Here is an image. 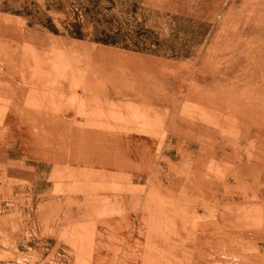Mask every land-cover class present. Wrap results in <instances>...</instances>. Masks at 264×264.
I'll use <instances>...</instances> for the list:
<instances>
[{
	"label": "rangeland",
	"instance_id": "1",
	"mask_svg": "<svg viewBox=\"0 0 264 264\" xmlns=\"http://www.w3.org/2000/svg\"><path fill=\"white\" fill-rule=\"evenodd\" d=\"M0 264H264V0H0Z\"/></svg>",
	"mask_w": 264,
	"mask_h": 264
},
{
	"label": "crops",
	"instance_id": "2",
	"mask_svg": "<svg viewBox=\"0 0 264 264\" xmlns=\"http://www.w3.org/2000/svg\"><path fill=\"white\" fill-rule=\"evenodd\" d=\"M28 73H31V72H28ZM27 76H32V74H28ZM18 83L22 84V87H23V85H25L27 83V80H21L19 82L17 81V84ZM54 89H55L54 87H48L47 93L43 89L38 91V92L37 91H33L28 97V98L31 97V100H32V102L30 104H29V102H27V99L25 98V94L23 93L24 95L21 96V101L24 100L23 103H22V106H21V108L23 109V112L21 113V115H23V117L26 116L28 118H33L35 114H39L40 118L43 117V118H47L48 120H50L51 119V117H50L51 114L43 111L42 108L44 107V102L45 101H54L55 100L54 99V94H55V90ZM65 96H67V95H65ZM34 101L37 102V103H35ZM28 108L30 109V112L28 111ZM38 108L40 110V111L38 110L39 112L36 111V109H38ZM29 115H31V117ZM43 118H42V120H39L36 123H38V124H48L49 121L46 120V119H43ZM35 148H36V150H38V154L40 155V151H39L40 150V146L37 145V146H35ZM42 155H43V153H42ZM48 156H49V153H48Z\"/></svg>",
	"mask_w": 264,
	"mask_h": 264
}]
</instances>
